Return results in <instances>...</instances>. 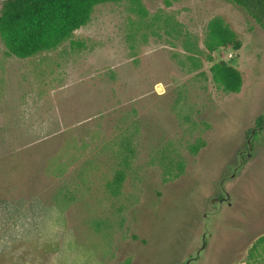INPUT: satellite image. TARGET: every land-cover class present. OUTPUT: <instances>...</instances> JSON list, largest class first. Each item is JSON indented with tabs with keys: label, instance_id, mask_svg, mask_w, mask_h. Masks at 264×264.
<instances>
[{
	"label": "rangeland",
	"instance_id": "1",
	"mask_svg": "<svg viewBox=\"0 0 264 264\" xmlns=\"http://www.w3.org/2000/svg\"><path fill=\"white\" fill-rule=\"evenodd\" d=\"M216 17L242 48L208 61ZM220 62L240 93L213 81ZM0 264H264L256 18L230 0H121L28 59L0 38Z\"/></svg>",
	"mask_w": 264,
	"mask_h": 264
},
{
	"label": "trees",
	"instance_id": "2",
	"mask_svg": "<svg viewBox=\"0 0 264 264\" xmlns=\"http://www.w3.org/2000/svg\"><path fill=\"white\" fill-rule=\"evenodd\" d=\"M121 0H2L0 12V38L7 52L19 59H28L38 53L60 47L72 35L89 24L95 8L99 5L119 3ZM182 0H165L166 5ZM256 18L264 27V0H230ZM205 45L212 53L219 49L233 48L238 51L242 42L225 21L216 17L208 25ZM212 78L217 87L226 94H238L243 87L241 72L224 62L211 67ZM198 144L192 148L199 152ZM128 161H125V167ZM126 178L124 169H119L107 190L117 196Z\"/></svg>",
	"mask_w": 264,
	"mask_h": 264
},
{
	"label": "flooded vegetation",
	"instance_id": "3",
	"mask_svg": "<svg viewBox=\"0 0 264 264\" xmlns=\"http://www.w3.org/2000/svg\"><path fill=\"white\" fill-rule=\"evenodd\" d=\"M262 123H263V122H262ZM261 125H262V124H261ZM261 125H260V126H261Z\"/></svg>",
	"mask_w": 264,
	"mask_h": 264
}]
</instances>
